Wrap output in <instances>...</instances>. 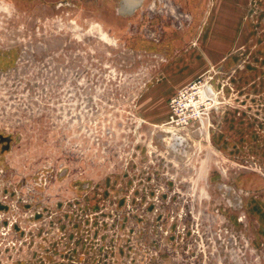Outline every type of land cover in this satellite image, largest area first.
I'll list each match as a JSON object with an SVG mask.
<instances>
[{"label": "rangeland", "instance_id": "obj_1", "mask_svg": "<svg viewBox=\"0 0 264 264\" xmlns=\"http://www.w3.org/2000/svg\"><path fill=\"white\" fill-rule=\"evenodd\" d=\"M0 264H264V0H0Z\"/></svg>", "mask_w": 264, "mask_h": 264}, {"label": "flooded vegetation", "instance_id": "obj_2", "mask_svg": "<svg viewBox=\"0 0 264 264\" xmlns=\"http://www.w3.org/2000/svg\"><path fill=\"white\" fill-rule=\"evenodd\" d=\"M139 1H141V0H139Z\"/></svg>", "mask_w": 264, "mask_h": 264}]
</instances>
